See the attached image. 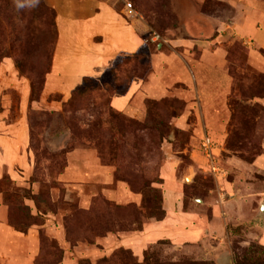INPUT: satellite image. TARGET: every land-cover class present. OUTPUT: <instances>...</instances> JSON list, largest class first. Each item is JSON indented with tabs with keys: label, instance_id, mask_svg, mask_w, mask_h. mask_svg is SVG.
Instances as JSON below:
<instances>
[{
	"label": "rangeland",
	"instance_id": "374dc122",
	"mask_svg": "<svg viewBox=\"0 0 264 264\" xmlns=\"http://www.w3.org/2000/svg\"><path fill=\"white\" fill-rule=\"evenodd\" d=\"M127 1L132 11L117 3L141 33L137 55H119L104 81L86 80L59 106L58 95H40L54 10L0 0V139L23 123L31 136L21 164H4L0 141V264H219V254L264 264V42L254 38L264 0ZM193 38L207 41L184 42ZM114 95L124 106H111ZM168 189L207 238L125 246L166 217Z\"/></svg>",
	"mask_w": 264,
	"mask_h": 264
},
{
	"label": "crops",
	"instance_id": "0c3cea01",
	"mask_svg": "<svg viewBox=\"0 0 264 264\" xmlns=\"http://www.w3.org/2000/svg\"><path fill=\"white\" fill-rule=\"evenodd\" d=\"M119 0H46L55 13L57 30L51 66L44 78L41 92L42 100L46 101L50 95H58L56 102L59 106L67 102L72 92L82 85L85 78H96L106 68L111 66L120 53H136L141 47L143 39L127 17L119 11ZM202 25H218V22L209 19L208 22L199 19ZM218 37V36H217ZM254 38L264 42L261 31L254 34ZM207 40L188 39L189 44L204 43ZM204 59L197 65L200 69L205 67ZM140 85L134 80L127 96H131L134 88ZM28 89H24V98L29 102ZM127 96L114 95L111 106L115 109L124 106ZM24 104V103H23ZM28 105V103H27ZM6 139H0L6 150H2L4 164L16 161L21 164L22 152L30 145V130L26 124L13 129ZM178 204L176 207L175 204ZM163 209L166 217L161 221H150L139 234L126 237L125 246H133L136 252H141L150 243L159 238H179L184 242L203 241L211 229L204 228V220L196 213L183 211L182 194L177 190L168 189L163 196ZM175 221L184 232L178 237L168 233ZM207 222V221H206ZM188 224H190L189 227ZM177 227H174L176 229ZM180 230V228H177ZM128 243V244H127ZM139 250V251H138ZM219 264H226L225 254L214 257Z\"/></svg>",
	"mask_w": 264,
	"mask_h": 264
},
{
	"label": "trees",
	"instance_id": "16d2710c",
	"mask_svg": "<svg viewBox=\"0 0 264 264\" xmlns=\"http://www.w3.org/2000/svg\"><path fill=\"white\" fill-rule=\"evenodd\" d=\"M237 48L239 49V50H243L242 49V47L241 46H237ZM261 52H263L264 53V49H261ZM137 53H138V51L136 52V53H133V54H129V53H120L119 55L120 56H122V55H124V56H132V57H135L136 55H137ZM119 55H117V57L119 56ZM117 57L114 59V61H113V63L111 64V66H109L108 68H106L105 69V71L100 75V76H98V77H96V78H85L84 79V81H83V83H82V85H84V83H85V81L86 80H92V79H94L95 81H104V79H105V74L107 73V72H109V71H112L114 68H115V64H116V61H117ZM82 85H80L79 87H77L73 92H72V95H73V93H75V91L78 89V88H80ZM105 85V84H104ZM107 87V86H106ZM109 87V86H108ZM110 101V100H109ZM158 208V207H157ZM161 214H163V215H165V211H164V209L161 211ZM126 252H124V254H125ZM135 264H137V263H135ZM141 264H149V261L147 260V259H145V261L144 262H142Z\"/></svg>",
	"mask_w": 264,
	"mask_h": 264
},
{
	"label": "built area",
	"instance_id": "2783aa9c",
	"mask_svg": "<svg viewBox=\"0 0 264 264\" xmlns=\"http://www.w3.org/2000/svg\"><path fill=\"white\" fill-rule=\"evenodd\" d=\"M122 2H124L125 3V5L128 7V8H130V10L132 11V9H131V4H130V2H128L127 0H121ZM204 145H205V150H203L204 151V155L206 156H209L210 155V148H211V145H210V143H209V141H208V139L206 138L205 140H204ZM210 159H212L211 157H210ZM212 165H215V167L217 168L216 170H215V174H214V176H220V177H223L225 174H224V171H223V169L219 166V164H217V163H215L214 162V160L212 159Z\"/></svg>",
	"mask_w": 264,
	"mask_h": 264
},
{
	"label": "clouds",
	"instance_id": "9594fccd",
	"mask_svg": "<svg viewBox=\"0 0 264 264\" xmlns=\"http://www.w3.org/2000/svg\"><path fill=\"white\" fill-rule=\"evenodd\" d=\"M39 3V0H33V4H38Z\"/></svg>",
	"mask_w": 264,
	"mask_h": 264
},
{
	"label": "water",
	"instance_id": "95a60500",
	"mask_svg": "<svg viewBox=\"0 0 264 264\" xmlns=\"http://www.w3.org/2000/svg\"><path fill=\"white\" fill-rule=\"evenodd\" d=\"M262 212H264V205L261 206V209H260Z\"/></svg>",
	"mask_w": 264,
	"mask_h": 264
}]
</instances>
